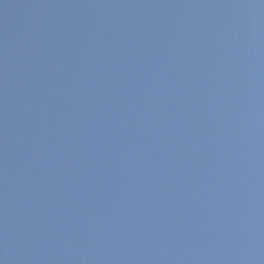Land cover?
<instances>
[{"label": "water", "instance_id": "obj_1", "mask_svg": "<svg viewBox=\"0 0 264 264\" xmlns=\"http://www.w3.org/2000/svg\"><path fill=\"white\" fill-rule=\"evenodd\" d=\"M0 264H264V0H0Z\"/></svg>", "mask_w": 264, "mask_h": 264}]
</instances>
